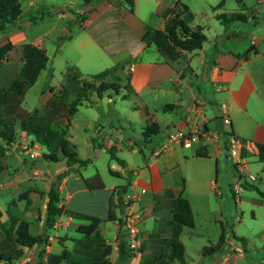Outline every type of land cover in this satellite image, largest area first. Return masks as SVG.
Returning <instances> with one entry per match:
<instances>
[{"label": "crops", "instance_id": "obj_1", "mask_svg": "<svg viewBox=\"0 0 264 264\" xmlns=\"http://www.w3.org/2000/svg\"><path fill=\"white\" fill-rule=\"evenodd\" d=\"M116 1L120 0H98L91 7L90 3L84 4L80 0H65V9L56 10V18L41 34L50 32L58 18L75 23L76 28L67 41H71L69 44L76 51L73 63L78 72L82 71V63L87 60L101 67L94 73L120 66L121 74L127 73L128 89L138 96L146 112L140 131L135 132L134 137L114 140L103 129V124L97 122L95 114L77 119L76 113L80 110L98 108V102L90 95L87 105L83 106L80 100L74 111L68 113L67 107L64 112L59 110L58 95L55 96L56 89L51 90L52 87L38 104L28 110L20 107V98H16L18 94L8 90L9 95L2 97L0 102V111H9L5 114L13 117V138L8 143L0 138L5 147L0 162L6 165L0 172V187L8 190L0 208L5 207L4 211L9 213L8 226L14 241L8 242L0 222V257H12L17 254L14 250L20 249L21 245L14 239V229L20 219L27 222L29 233L32 223L36 226V233L42 231L47 189L57 173L67 168V173L57 180V205L66 211L57 220L66 223L64 217L69 216L70 221L65 226L46 231L51 236L50 252L65 249L60 264H175V261L178 264H242L239 258L246 257V247L235 242L233 231L227 232L221 221L218 200L215 198L214 203L213 195L211 202V195L206 194L217 186L219 170L224 173L226 169L220 162L227 158L224 146L228 133L246 144L245 156L254 154L257 158L255 142L264 143V23L255 19L247 21L240 13L241 17L222 22L216 14L224 12L215 9L228 0H221V4H218L220 0H132L131 9L124 1ZM17 2L20 7L19 0ZM32 4L33 0H27V5ZM173 11L184 16L188 25L199 26L202 32L212 28L213 35L208 39L203 32L205 40L199 48L183 51L168 63L162 61L153 46L146 45L141 37L146 31L162 28ZM247 24L251 26L250 30ZM61 27H65L64 23ZM16 30L0 33V44L12 43L4 58L7 59L15 46L18 48L27 41L45 51L40 36L24 40V33ZM68 31L65 28L62 37ZM248 48L249 53L243 56L242 52ZM198 76V84L205 85L203 88L213 96L214 105L210 104L208 108L205 102L210 100L203 97L204 94L200 96L196 89L198 85L194 84L198 81H192ZM74 93L71 89V95ZM94 93L100 97L101 93ZM162 95L168 98H159ZM107 99L113 100L110 96ZM19 109H23V113ZM156 109L167 113L158 115ZM223 114L228 116L229 123H222ZM42 119L48 121V126ZM76 120L82 134L65 127L72 128ZM151 121L157 123L159 131L149 137V141H143L141 129ZM193 126H202L211 135L199 133L188 145L166 143L169 131L188 130ZM87 127L91 128L89 135L85 134ZM55 134L62 136L87 162L82 166L77 162L68 164L60 155V148L53 149L46 141ZM27 144V149L36 151L37 155L29 156L27 149H22ZM163 144L166 145L164 148L161 147ZM108 148H116L119 159L116 156L106 158L104 151ZM49 150L58 155L56 160L41 157V152ZM136 153L141 157L136 158ZM206 159L214 163L213 176L205 168ZM259 161L263 162L259 164L261 169L264 160ZM247 166L246 161V170ZM231 167L232 172L222 185L232 197L229 184L237 170L233 164ZM95 173L101 186L89 188L83 179ZM244 178H241L242 185L251 186L252 182L248 183ZM129 189L136 195L131 207L140 214L137 222L139 246L129 248L130 256L122 260L118 259L116 233L119 216L127 209L123 194ZM220 191L218 188L216 193ZM223 196L219 195V199ZM257 201L259 203V199ZM115 205L118 214L112 209ZM73 213L93 215L99 221L85 233L78 225H87L90 220ZM108 214L113 218H108ZM198 215L201 222L197 220ZM216 221L219 225L214 229ZM259 239L264 242V230ZM174 242L182 246V263L170 256ZM208 247L212 249L203 252ZM220 247L223 250H219ZM252 264H264V261L260 259Z\"/></svg>", "mask_w": 264, "mask_h": 264}, {"label": "rangeland", "instance_id": "obj_2", "mask_svg": "<svg viewBox=\"0 0 264 264\" xmlns=\"http://www.w3.org/2000/svg\"><path fill=\"white\" fill-rule=\"evenodd\" d=\"M19 2L21 10L19 16L11 24L10 27L5 28L3 31H8L10 29H19L21 32L24 33V40H30L32 38L40 36L44 43L45 53L47 55L45 67L39 71L34 82L27 86L21 97L19 95L16 96V98H20V107L26 110L31 109L35 104H38V102L42 100L44 95L48 93L49 88L52 87L51 90L56 89L55 96L58 95L56 98L57 102L59 103V110L61 112H64L65 108L67 107L69 97L73 96V99L75 96V93L71 95V89H73V92L78 90L81 92L79 98L83 96H85L86 98L82 99L83 106L89 103L88 96L90 95L89 97H91V99L96 100L98 102L97 107L100 108V110L95 106L88 107L86 108V110H80L76 113L77 119H81L83 115L89 116L91 114H95L97 122L103 124V129L107 133H109L114 140H122L126 136L134 137V133L140 131V126L144 122L143 118L146 115V112L144 107H142L138 96H136V94L130 91L128 89V86L126 85L127 79L125 77L127 73L121 74L120 66H116L114 70L112 69L111 71L105 73L101 79L107 82H113V87H107L103 89L100 92V97H97V95L94 93L95 90L92 91V89L94 84H97L99 79L93 78L92 75L94 74V70L97 71L101 67H98L97 64H94L91 61V63H89V61L87 60L86 62L84 61L82 63V71L78 72V68L73 63V60L76 57V51L71 46V44H69L71 41H67V39L69 36H71L70 33L72 32V30L76 28V24H70L69 21L58 18L56 26L50 32L46 34H41L43 30L47 26H49L51 22L56 18V10L59 11L65 9V0H33V4L31 6L27 5V0H19ZM241 7L242 9H240ZM233 8L235 11H232ZM215 10L224 12L227 17L230 13L234 12L237 15H245V20L247 21L251 22L252 19H255L258 23H264V0H228V2L225 1V4L223 6ZM235 18H238V16H236ZM26 21H28L29 24H26ZM62 23H64L65 27H61ZM214 23L215 25L217 24L216 20H214ZM250 27L251 26L247 24V28L249 30ZM65 28L69 29L70 31H68V33L64 35V37H62ZM203 30H205L203 32L205 33L208 39L212 37V28ZM62 38H64L63 41H61ZM16 47L17 46H15V48L9 51L7 59L4 57L1 59L0 102L2 100V97L9 95L8 93H6L8 92V90L9 92L10 90H14L12 86V79H15L16 71L20 63L18 57L19 50L17 52V49H19V47ZM197 71L200 72L199 67ZM199 77L200 76H198V78L196 79H192V81L197 82L198 80H200ZM83 81H92V86H87L83 89L81 87ZM198 83L199 81L194 84L198 85L196 86V89L198 88L200 96L204 94L203 97H206L208 100H210L209 102H205L206 107L208 108L210 104L214 105L213 96L211 97L212 93L209 90L206 91V89L203 88L205 85L203 86L202 84ZM108 96L112 97L113 100L108 101ZM159 98L166 99L168 97L162 95ZM18 111L23 113V109H19ZM0 112L1 114L9 113V111L4 112L3 109H1ZM161 113L165 114L167 112H163L159 109H156V114L159 115ZM42 120L45 121V124L48 126V121L46 119ZM63 122L65 123V118H63ZM78 122V120L74 121L72 128L69 127V125L65 127L69 130L73 129L74 131H78L82 134V130L79 128ZM3 124H7V120L5 118L0 119V128L4 127ZM55 125L56 124H54V126ZM90 130L91 128L87 127L85 129V134L89 135ZM65 132L66 131H64L63 137L65 136ZM29 133L32 135L35 134L33 131H29ZM57 138H59V136L55 134L53 137H50L49 140H46L47 143H49V146L51 145L53 149L60 148L58 146V141H56ZM27 146L28 144L25 147L23 145L22 149H27ZM67 148H71V146L69 145L67 146ZM111 150L113 151L114 156L119 159L120 155L117 149L112 148ZM104 152L106 158L110 156L108 149H106ZM134 156L136 158L141 157V155L137 153ZM224 159L225 161H221L220 164L223 165L224 163V167L226 169L224 173L221 171V169L219 170V174L217 176V186H215L214 191L208 190L206 195H211V202L213 201V195L214 203L215 198L218 200V203L220 205L219 209L221 214V221L225 225L227 232L230 233L231 231H233L235 235V242L237 244H242L246 247L248 253L245 258H239V261L242 264H246V262L248 261L250 262V264H252L254 262H259L260 259L264 261V242H261L259 239L264 230V197L260 196L259 193V191H264V166H262L261 169L259 168V164L263 162H260L254 154H249L246 156L245 160L248 162L247 171L253 174L256 180L251 181L245 177L244 179H246L248 183L252 182V185H242L241 191L238 194L240 200H233V196L231 197L230 193L228 194L224 190V185H222L224 180H228L229 174L232 172V167L229 159ZM205 165V168L209 169L210 171L209 174L213 176V161L210 159H206ZM188 177L191 176L188 175ZM192 181L196 182L193 177ZM218 188H221L220 193H216V190H218ZM116 190L119 191V189ZM7 195L8 190L0 187V202L4 201ZM219 195H224V198L221 197V199H219ZM250 196L254 198H251ZM257 199H259V203ZM4 208L5 207L3 206H1L0 208L1 228L6 231V238L8 239V242H13L14 240L10 236L11 229L8 226L9 213L4 211ZM87 208L91 207L87 205ZM112 209H114L116 214H118L119 210L117 205L113 206ZM217 215L218 212L216 213V216ZM197 220L201 222V217L199 215L197 216ZM218 223L219 221H216V223H214V229L215 226L219 225ZM36 230V226L32 223L29 226V231L34 234L36 233ZM58 231H61V229H58ZM219 250H223V247H220ZM4 256H6V254ZM174 263L178 264L177 261H175Z\"/></svg>", "mask_w": 264, "mask_h": 264}, {"label": "trees", "instance_id": "obj_3", "mask_svg": "<svg viewBox=\"0 0 264 264\" xmlns=\"http://www.w3.org/2000/svg\"><path fill=\"white\" fill-rule=\"evenodd\" d=\"M82 3L87 4L90 3L91 7L94 6L98 0H80ZM124 1L127 4L128 9H131L132 0H120L116 1L117 3H121ZM221 4V0L218 2ZM20 14V7L17 0H0V32L5 28L10 27L11 24L16 20V18ZM236 16L241 17V15H237L232 12L226 16L225 13H217L216 17L223 21L228 20L229 18H235ZM146 45H152L155 49L157 56L161 58L162 61H166L170 63L173 59L178 58L183 51H192L199 48L202 42L205 40V35L201 31L199 26H190L187 24L184 16H181L176 11H173L164 21L162 28L151 29L150 31H146L141 37ZM12 47V43L10 41H6L0 44V63L1 59L4 57L5 53ZM250 49H246L242 52L243 56H246L249 53ZM19 60L20 65L16 71L15 79H12V86L15 92L22 96L27 86L32 84L36 79L39 71L45 67V63L47 60L46 53L41 46H38L32 42H23L19 45ZM109 69H105L94 73L93 78L99 79L97 84H94L93 89L97 94H99L103 89L107 87H113V82L104 81L101 78L107 73ZM127 77V76H126ZM92 86V81H83L81 87ZM81 92L76 90L75 96L72 100L68 102L67 112L71 113L76 108V105L85 98V96L79 98ZM5 118L7 120V124H3L4 127L0 128V138L3 142L8 143L13 138V117L10 115L0 114V119ZM159 131V127L157 123L151 121L150 123L144 125L141 129V139L143 141H149V137L155 135ZM58 146L60 147V155L65 157L66 162L69 164L71 162H77L78 165L82 166L87 162V159L79 157L71 148H67L68 143L62 137L58 138ZM255 147L257 149L256 155L259 160H264V143L255 142ZM4 145L0 142V160L3 154ZM110 156L115 157L111 148H108ZM42 158L48 160H56L58 155L54 152V150H49L46 152L40 153ZM117 159V158H116ZM5 164L0 162V172L5 168ZM68 169H63L61 172L57 173L56 178L52 180L50 186L47 189V200L45 202V209L43 214V228L41 232L31 234L28 232L27 222L23 219H20L14 229V239L15 242L20 244L21 246H28L33 242L41 245L47 236L46 231L53 227V223L58 215L62 212H66L62 210V207L57 205L58 201V191H57V180L66 174ZM84 183L89 188H97L101 186V181L98 177V174L95 173L89 178L83 179ZM241 184L244 185L242 182ZM260 196L264 197V191H259ZM71 214V213H67ZM76 217L87 218L89 219V223L87 225H78V228L82 232H89L94 228L99 219L93 215H88L85 213H73ZM72 215V214H71ZM108 218H113L108 214ZM116 244L118 249V259H125L130 256L129 248L127 246V238L125 230L122 226V215L119 216V227L116 233ZM210 247L204 248L203 252H209ZM20 249H15V252H19ZM182 246L178 242H174L172 245V249L170 252L171 257L177 258L180 263L183 262L182 258ZM65 249L61 252H48L46 260L44 264H60L62 258L64 257ZM41 254L39 251L38 255ZM2 255V254H0ZM35 264H40L39 258L35 262Z\"/></svg>", "mask_w": 264, "mask_h": 264}, {"label": "built area", "instance_id": "obj_4", "mask_svg": "<svg viewBox=\"0 0 264 264\" xmlns=\"http://www.w3.org/2000/svg\"><path fill=\"white\" fill-rule=\"evenodd\" d=\"M221 108L222 110H224L223 103H221ZM221 121L224 124L229 123L228 116L226 114H223L221 116ZM199 133L204 136L211 135L202 126H193L188 130L175 129L173 131H169V133L167 134L166 143L188 145L191 140L196 139L199 136ZM165 146L166 145L163 144L161 147L164 148ZM224 147L227 159H229L230 163L233 164L237 170V174L234 175L230 184V189L232 191L233 199L238 200V194L241 191L242 186L241 178L246 177L249 180L253 181L255 179V176L245 169L246 156L244 154V150H246L247 147L241 139L231 133H228ZM30 150H26V153L29 156L37 155L36 151ZM123 197L124 200L127 202V209L122 214V226L126 233L128 248L136 249L139 246L137 222L140 217V214L137 210L131 207V203L135 200L136 195L131 189H129L124 191ZM64 218L67 222L70 221L69 216H65ZM67 222L62 223L56 218L53 223V227L62 225L65 226ZM50 239L51 236L47 235L45 241L41 245L37 244L36 242H33L28 246H20V250L16 255L12 257H0V264H35L38 258L40 260V264H44L47 257V253L50 251ZM39 251H41L40 255H38Z\"/></svg>", "mask_w": 264, "mask_h": 264}]
</instances>
